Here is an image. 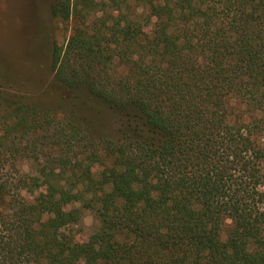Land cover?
Wrapping results in <instances>:
<instances>
[{"label":"trees","instance_id":"16d2710c","mask_svg":"<svg viewBox=\"0 0 264 264\" xmlns=\"http://www.w3.org/2000/svg\"><path fill=\"white\" fill-rule=\"evenodd\" d=\"M50 14L70 26L53 102L0 85V264H264V0Z\"/></svg>","mask_w":264,"mask_h":264},{"label":"rangeland","instance_id":"374dc122","mask_svg":"<svg viewBox=\"0 0 264 264\" xmlns=\"http://www.w3.org/2000/svg\"><path fill=\"white\" fill-rule=\"evenodd\" d=\"M50 3L51 0H0V85L42 103L54 100L50 95L52 50L64 45L70 34L67 22L51 16ZM92 125L100 132L116 135L111 123L93 120ZM31 167L26 161L21 170L26 172ZM34 194L27 191L23 197L32 202ZM83 210L78 222L64 223L60 232L76 241L87 240L99 222L90 210Z\"/></svg>","mask_w":264,"mask_h":264}]
</instances>
